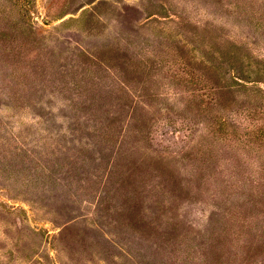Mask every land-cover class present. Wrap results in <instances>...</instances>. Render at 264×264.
I'll return each mask as SVG.
<instances>
[{"label":"rangeland","instance_id":"rangeland-1","mask_svg":"<svg viewBox=\"0 0 264 264\" xmlns=\"http://www.w3.org/2000/svg\"><path fill=\"white\" fill-rule=\"evenodd\" d=\"M0 264H264V0H0Z\"/></svg>","mask_w":264,"mask_h":264}]
</instances>
